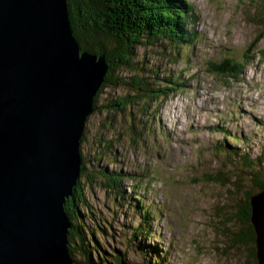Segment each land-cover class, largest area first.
<instances>
[{"label": "rangeland", "instance_id": "374dc122", "mask_svg": "<svg viewBox=\"0 0 264 264\" xmlns=\"http://www.w3.org/2000/svg\"><path fill=\"white\" fill-rule=\"evenodd\" d=\"M189 1L193 9L187 12L197 15L194 29L200 34L193 50L176 54L173 45H147L138 57L139 67L145 58L161 77L178 76L186 88L154 101L146 96L137 100L146 90L104 85L112 62L100 54L109 66L81 136L78 178L90 210L83 208L79 215L86 216L107 251L130 253L135 262L141 259L138 252L146 261L141 247L151 243L166 255L163 264H254V244L234 237L249 229L240 201L249 190L256 194L264 188L254 190L245 179L237 184L243 171L233 168L230 155L216 144L237 145L242 158L264 156V0ZM146 22L155 29L154 19ZM111 45L117 48L114 41ZM226 56L247 66L233 77L211 69V61ZM122 96L132 100L125 111L110 109L109 100ZM147 101L151 106L144 108L140 103ZM225 132L242 139L234 141ZM117 171L133 176L127 175L122 184L127 193L115 197L101 183L103 173ZM137 195L140 206L152 208L154 217L150 234L143 232L132 242L131 227L141 219L133 205Z\"/></svg>", "mask_w": 264, "mask_h": 264}, {"label": "water", "instance_id": "95a60500", "mask_svg": "<svg viewBox=\"0 0 264 264\" xmlns=\"http://www.w3.org/2000/svg\"><path fill=\"white\" fill-rule=\"evenodd\" d=\"M68 12V0H0V264H75L65 204L109 62L82 50ZM250 201L264 264V191Z\"/></svg>", "mask_w": 264, "mask_h": 264}, {"label": "trees", "instance_id": "16d2710c", "mask_svg": "<svg viewBox=\"0 0 264 264\" xmlns=\"http://www.w3.org/2000/svg\"><path fill=\"white\" fill-rule=\"evenodd\" d=\"M181 2V4L179 3ZM177 3L180 6H177ZM69 10L71 12L70 19L74 33L85 51L95 54L105 53L107 58L112 62L110 72L106 75L104 85L108 83L117 86L128 85L130 88L137 87L146 93H139L135 98L140 100L143 96L149 101L159 99L161 96L173 95L175 91L186 88L187 82H183L178 76L168 75L169 77H161L158 67H149V60L143 58V65L138 66L139 55L141 47L150 45L166 44L168 47L173 45L175 53H183L185 48H188L194 41L197 31L194 29L196 25L192 13L187 10L192 9V6H187L185 0H68ZM155 21V29L150 25H145L153 20ZM263 24V23H262ZM114 41L117 48L111 45ZM114 49V51H113ZM121 54V55H119ZM137 59V60H136ZM146 61V62H145ZM211 69L219 70L221 74L228 77L235 76V71L238 74L241 69L244 70L246 62L232 63L231 59L226 56L221 61H211ZM239 66H242L240 68ZM123 70V71H121ZM121 71V72H118ZM106 82V83H105ZM164 82L171 83L167 87ZM104 85L99 89L95 96L94 107H97L99 96L104 89ZM180 87V88H178ZM129 97H116L110 99L108 105L115 110L125 111V106L128 107L130 103ZM144 108L150 107L151 104L147 102L140 103ZM219 128V127H218ZM222 129L226 131L225 127ZM234 141L241 139V136L225 132ZM232 135V136H231ZM216 148L221 151H226L229 154L228 163L241 169L244 175L238 173L236 183L239 184L240 179L248 180L252 189L258 190L264 188V156L256 157H241L240 148L237 145L231 147L227 142L219 141ZM239 155V156H238ZM84 160V156L82 153ZM239 159L236 161V159ZM241 159V160H240ZM262 165V166H261ZM259 166L261 167L259 169ZM86 168L82 164V172ZM237 173V172H236ZM130 173H123V171L116 173H103V180L101 183L103 187L107 188L117 197L127 192L122 188L125 177ZM88 175V174H87ZM112 176V177H111ZM133 175L130 174L131 177ZM110 178H117V182H113ZM118 177H121L120 179ZM81 177L77 179V183L73 188V194L66 200L65 210L71 220V227L68 234V244L70 254L75 264H133L134 259L129 253L123 252L119 249H114L113 252L107 251L105 245L97 238V231L90 228L86 216H80V210L88 208L90 205L85 199V189L81 185ZM134 187V186H133ZM257 188V189H256ZM130 192L129 194H132ZM243 200H241V215L245 221H248L249 229L243 234L236 232L234 241L239 243H250L253 245L251 251L254 256V264H256V232L253 224H251V196L254 191L249 190ZM137 203L133 205L137 208V213L141 218L135 227H131L132 242L139 240L141 234H150L152 229V219L154 211L152 208H147L143 203L139 206L141 198L137 195ZM140 199V200H139ZM236 205V204H234ZM141 214V215H140ZM85 215V214H84ZM238 217V215H236ZM101 229V228H100ZM93 231V232H92ZM95 234V235H94ZM249 235V239L245 237ZM255 242V243H254ZM139 246V245H137ZM145 252V264H160L164 263V256L161 254L160 246L149 243L141 247ZM149 254H151L149 256ZM148 255V256H147ZM133 261V262H132ZM144 264V263H139Z\"/></svg>", "mask_w": 264, "mask_h": 264}, {"label": "bare ground", "instance_id": "6f19581e", "mask_svg": "<svg viewBox=\"0 0 264 264\" xmlns=\"http://www.w3.org/2000/svg\"><path fill=\"white\" fill-rule=\"evenodd\" d=\"M101 88V87H100ZM98 91H99V89H98ZM89 115H87V117H88ZM80 145H81V142H80ZM79 152H80V150H79ZM80 159L82 160V158H81V152H80Z\"/></svg>", "mask_w": 264, "mask_h": 264}]
</instances>
